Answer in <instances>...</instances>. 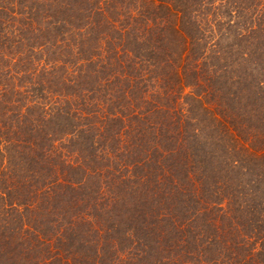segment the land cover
<instances>
[{
  "label": "trees",
  "instance_id": "16d2710c",
  "mask_svg": "<svg viewBox=\"0 0 264 264\" xmlns=\"http://www.w3.org/2000/svg\"><path fill=\"white\" fill-rule=\"evenodd\" d=\"M0 264H264V0H0Z\"/></svg>",
  "mask_w": 264,
  "mask_h": 264
}]
</instances>
